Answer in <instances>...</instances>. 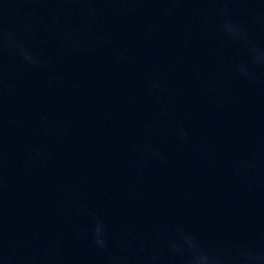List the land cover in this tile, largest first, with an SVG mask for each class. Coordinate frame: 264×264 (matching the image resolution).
Listing matches in <instances>:
<instances>
[{
  "label": "water",
  "instance_id": "95a60500",
  "mask_svg": "<svg viewBox=\"0 0 264 264\" xmlns=\"http://www.w3.org/2000/svg\"><path fill=\"white\" fill-rule=\"evenodd\" d=\"M0 264H264V0H0Z\"/></svg>",
  "mask_w": 264,
  "mask_h": 264
}]
</instances>
